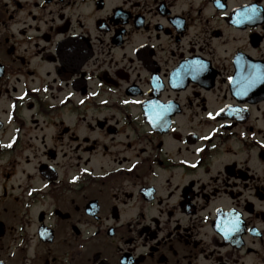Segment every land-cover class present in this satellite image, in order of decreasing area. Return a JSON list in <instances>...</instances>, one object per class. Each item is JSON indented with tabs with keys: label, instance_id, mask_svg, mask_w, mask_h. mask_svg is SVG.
<instances>
[{
	"label": "flooded vegetation",
	"instance_id": "af4514ba",
	"mask_svg": "<svg viewBox=\"0 0 264 264\" xmlns=\"http://www.w3.org/2000/svg\"><path fill=\"white\" fill-rule=\"evenodd\" d=\"M0 264H264V0H0Z\"/></svg>",
	"mask_w": 264,
	"mask_h": 264
},
{
	"label": "snow or ice",
	"instance_id": "6c2138e0",
	"mask_svg": "<svg viewBox=\"0 0 264 264\" xmlns=\"http://www.w3.org/2000/svg\"><path fill=\"white\" fill-rule=\"evenodd\" d=\"M137 103H140L139 101H137Z\"/></svg>",
	"mask_w": 264,
	"mask_h": 264
}]
</instances>
